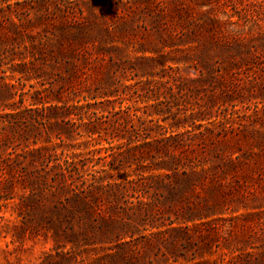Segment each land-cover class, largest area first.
Returning a JSON list of instances; mask_svg holds the SVG:
<instances>
[{"label":"rangeland","instance_id":"374dc122","mask_svg":"<svg viewBox=\"0 0 264 264\" xmlns=\"http://www.w3.org/2000/svg\"><path fill=\"white\" fill-rule=\"evenodd\" d=\"M77 23H96L113 37L94 28L82 54L58 53L59 41L63 49L74 44L69 33ZM101 44L108 51L98 55ZM149 57L160 60L147 62ZM0 88H14L11 99L0 101V115L10 112L2 110L6 102L18 110L29 106L35 89L62 90L64 99L72 88L125 92L67 117L63 124L73 139L52 115L28 117L16 127L0 116V160H24V152L40 146L63 158L73 145L77 151L101 149L85 172L91 177L109 144L87 138L83 121L108 120L109 111L130 106L147 123L149 112L162 110L153 118L164 128L151 122L152 132L180 135L185 158L201 171L190 203L165 214L169 203L155 200L146 221L128 230L135 232L137 247L125 243L129 235L108 242L90 229L76 237L66 224L55 229L46 220L47 209L58 202L55 188L31 187L7 172L0 176V264H264V0H0ZM143 165L125 171L150 174L151 160ZM193 203L205 218L182 223L188 239L176 236L173 249L144 245L158 230L151 224L168 222ZM106 207L96 210L95 220L107 215Z\"/></svg>","mask_w":264,"mask_h":264},{"label":"trees","instance_id":"16d2710c","mask_svg":"<svg viewBox=\"0 0 264 264\" xmlns=\"http://www.w3.org/2000/svg\"><path fill=\"white\" fill-rule=\"evenodd\" d=\"M67 27L61 26L64 30ZM94 28L101 35L106 34L101 37L109 39L113 37L110 31L102 30L96 23H77L69 33L74 44L63 49V44L59 41L57 52L72 57L82 54L86 37L91 38L96 35L91 30ZM156 46L157 44H154L153 49L155 50L153 51L158 52ZM110 49L117 52L123 50L118 45H112ZM106 51L108 50L102 44L98 46V55ZM145 60L156 62L160 59L149 57ZM151 75L154 76L153 72ZM4 84L8 85V83ZM13 90L14 88H0V101L11 99L14 95ZM86 91L88 93L83 94L82 90L72 88L68 99H64L62 90L35 89L29 106L18 110L15 102H6L2 110L10 109V112L0 116L6 117L5 124L16 127L28 117L39 121L41 117L52 115L57 118L56 124L65 131L67 137L73 139L71 130L63 124L67 117L72 118L71 115L77 110L90 108L104 100L110 101L111 97L125 93L119 92V88H102L94 94L90 88ZM99 98L101 100H98ZM42 111L45 114L41 113ZM161 111L156 108L147 116H150V123L164 128L156 124L157 121L153 118ZM33 112L38 113L37 118L31 116ZM108 117V120H99L96 116L83 121L82 124L85 128V135L87 138L91 137L96 145L103 144V140L109 144L105 147L106 154L97 156L98 161L94 163L96 168L89 173L91 177H88L85 172L90 159H93L95 152H101V149L88 152L77 151L76 148L80 147L75 145L68 154L70 159L69 157L63 158L62 152L59 153L57 149L40 146L24 152V160L20 158L0 160V176L8 172L16 179L19 177L18 181L25 185L32 187L41 184L55 188L53 195L58 201L57 205L48 208L46 212L49 215L46 220L51 222L55 229H61L63 224H66L75 237L78 232L84 233L90 229L99 239H108V242H113L114 238H125L129 235L131 239L125 243L137 247L138 240L134 237L135 232H128V230L135 227L137 222L146 221V217L151 215L152 206L158 205L155 200L162 204L169 203L164 209L165 214L167 212L176 213L172 212L176 204L190 203V194L198 192L196 178L201 171L196 170L198 164L185 158L186 142L180 135H167L166 132L153 133V125L144 121L145 119L138 114L137 110L132 112L130 106L120 107L116 111H109ZM95 135L99 138L94 137ZM63 141L66 142V139L63 138ZM115 141L121 143L113 144ZM44 149H48V152H43ZM149 160L153 163V166L147 165V171L150 174L146 175L141 171L140 175L134 177L132 172L125 171L134 163L144 167L143 163ZM15 161H19V164L25 161L32 168H28L27 165L25 168L17 167ZM98 165L100 166L97 167ZM187 167L190 168V172ZM144 197L148 200H144ZM103 205L107 206L105 210L103 209L107 215H102L100 219L95 220L96 210L102 209ZM169 208L172 210L169 211ZM201 211L202 208L198 203L188 204L176 218L168 222L160 221L151 224L152 229L157 228L158 230L151 233L154 239L144 245L149 247L163 243L165 246L169 245L171 249L175 248L177 246L176 236L185 239L190 237L188 225L183 226L182 223L205 218ZM75 224L83 226L81 231H76ZM165 226L166 228L162 229ZM122 229H126L124 234L121 233ZM136 247L132 249L135 253ZM114 256L115 254L111 255L113 258Z\"/></svg>","mask_w":264,"mask_h":264}]
</instances>
